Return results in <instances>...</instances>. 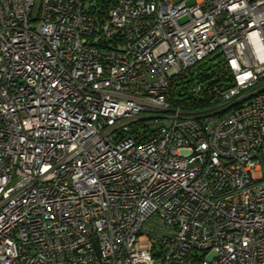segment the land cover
Returning <instances> with one entry per match:
<instances>
[{
    "label": "built area",
    "instance_id": "1",
    "mask_svg": "<svg viewBox=\"0 0 264 264\" xmlns=\"http://www.w3.org/2000/svg\"><path fill=\"white\" fill-rule=\"evenodd\" d=\"M0 264H264V0H0Z\"/></svg>",
    "mask_w": 264,
    "mask_h": 264
},
{
    "label": "trees",
    "instance_id": "2",
    "mask_svg": "<svg viewBox=\"0 0 264 264\" xmlns=\"http://www.w3.org/2000/svg\"><path fill=\"white\" fill-rule=\"evenodd\" d=\"M202 65H203V66H204V65H206V64H205V62H204V63H202ZM176 94H177V93H176Z\"/></svg>",
    "mask_w": 264,
    "mask_h": 264
},
{
    "label": "rangeland",
    "instance_id": "3",
    "mask_svg": "<svg viewBox=\"0 0 264 264\" xmlns=\"http://www.w3.org/2000/svg\"><path fill=\"white\" fill-rule=\"evenodd\" d=\"M175 1H178V0H175ZM191 2V1H190Z\"/></svg>",
    "mask_w": 264,
    "mask_h": 264
}]
</instances>
